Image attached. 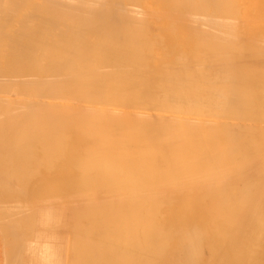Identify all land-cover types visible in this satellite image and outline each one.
I'll use <instances>...</instances> for the list:
<instances>
[{
	"label": "bare ground",
	"instance_id": "bare-ground-1",
	"mask_svg": "<svg viewBox=\"0 0 264 264\" xmlns=\"http://www.w3.org/2000/svg\"><path fill=\"white\" fill-rule=\"evenodd\" d=\"M261 43L264 0H0L9 264H61L58 204L63 264H264Z\"/></svg>",
	"mask_w": 264,
	"mask_h": 264
},
{
	"label": "rangeland",
	"instance_id": "rangeland-1",
	"mask_svg": "<svg viewBox=\"0 0 264 264\" xmlns=\"http://www.w3.org/2000/svg\"><path fill=\"white\" fill-rule=\"evenodd\" d=\"M244 32H245V31H244ZM244 32H243V33H244ZM241 33H242V32H239V34H241ZM239 34H238V32H237V35H238V36H240ZM248 34H249V33H248ZM241 35H242V34H241ZM245 35L247 36V34H243V35H242L243 38H244ZM261 45L264 46V44H262V43H261ZM31 164L34 165V163H31ZM39 169H40V168H39ZM39 169H38V171H39ZM38 171H37V173L34 172L33 174H29L30 177H29L26 173H23L22 177L25 178V177L28 176L27 178H30V179H31V178L34 177L35 174H36L35 176L42 174L43 171H44V168H43V170H42V168L40 169V174L38 173ZM41 171H42V172H41ZM42 189H43V190H42ZM44 189H47V188H41V192H42V193H44V191H45ZM196 190H197V188L195 189V193H196ZM49 191H50V189H48V192H49ZM41 192L38 191V192H37V195H40V194H41L42 196H44V197H42V196H41V197H42L43 199H45V197L48 195L47 190H46L47 195H46V194H42ZM195 195H196V194H195ZM7 200H8V199H7ZM9 200H10V199H9ZM39 201L41 202V201H43V200L40 199ZM33 202H35V201H33ZM40 202H38V204H39ZM35 203H36V202H35ZM35 203H33V204H35ZM38 204L36 203V205H38ZM58 205H59V207H58L59 209L56 208L55 211H54L53 213H54V214L56 213V214H55V218H57L56 220H58L59 222L56 221V220L54 221V219H55V218H54V219L52 220L51 224L55 222L56 225H55V224H52L51 229L49 228V230H45V233H46V232H49L50 234H51V233H54V234H55L54 231H56V232H57L56 234H57L58 236H60L59 240H57L58 242H56L57 245L59 246V248H57L58 246L56 245V243L54 244V246H55V245L57 246V247L55 246V249H59V250H61V264H63L64 261H65L63 255L66 256V254H64L62 251H65L64 247L66 248V246H64V243H65L64 240L66 239V235H65V233H66L67 228H68L67 226L69 225V224H68L69 214H67V211H66L67 209H66V208H61V205H60V204H58ZM58 205H57V206H58ZM34 206H35V205H34ZM62 207H63V205H62ZM57 209H58V211H57ZM60 211H61V212H60ZM63 211H64V212H63ZM16 212H17V213H16V215H14V216L17 217L18 215H20L18 218H21L20 220H21L22 223H23V221H24V220H22V218H23V219L25 218L26 221H27V219H28V221H27L28 224H29V220L31 221L32 218H35V217L31 216V215H29V216L32 217L31 219H30V217H28V216H27V218H26V215L29 214V213L26 214V212H24V214H26L25 216H23L24 214H23L22 212H20L21 214L19 213V211H16ZM58 212H59V213H58ZM18 213H19V214H18ZM22 214H23V215H22ZM57 215H58V216H57ZM62 215H63V217H62ZM21 216H22V217H21ZM0 217H1V216H0ZM52 218H53V217H52ZM52 218L50 217V219H52ZM62 218H63L64 220H63ZM6 219H7V218H6ZM38 219H39V216H38ZM59 219H60V220H59ZM66 219H67V221H66ZM0 220L3 221V220H5V218H4V219L0 218ZM32 220H33V219H32ZM62 220L65 222V224L67 223L68 225H67V224L65 225L64 222H62ZM37 221H38V220H37ZM50 221H51V220H50ZM2 223H3V222H0V226L3 225ZM24 223L27 224L25 221H24ZM60 223H61V224H60ZM25 224H24V225H21V227L23 226L24 229H25V228L28 229L27 232H26V230L24 231V229L20 227V228L22 229L21 231H23V233H25L24 235H27V233H28V231H29L30 234H29L28 236H30V235L33 236L32 239L34 240V237H35V232H34V231H35V229L37 228V225H36L37 222H36V224H35L34 227L32 226V222L30 223L31 225H29V226H27L28 224H27V225H25ZM31 226H32V227H31ZM58 226H59V228H58ZM20 228H19V230H20ZM56 228H57V229H56ZM52 229H53V230H52ZM0 231L3 232V228H2V226L0 227ZM58 231H59V234H60V235L58 234ZM2 232H1L0 234L5 235V234L2 233ZM21 233H22V232H19V234H20L19 236H20V237L23 239V241H25L26 243H27V240H28V239H29V241L32 240V239H31V236H30V238L27 236V237H28V238H27L26 236L23 235V233H22V236H21ZM61 234H63V236H61ZM3 235L0 236V244L2 243V245H1L0 247H2V249H4V250L6 249V250H5V252H4L2 249H0V254L3 253V254H1V256H4V257H5V258H4V257H1V256H0V258H4V259H1V260H0V264H5V262H6L7 264H9V262H10L11 260H10V258H9V253H8V251L11 252L10 248H12V242H11V241H12V236L9 237L10 235L8 234V236H7V234H6L7 238L9 239V240H7V242H6V238H5V236H3ZM64 235H65V237H64ZM2 237H4V239H3ZM24 237H25V239H24ZM61 237H62V242L60 241V240H61ZM26 238H27V239H26ZM2 239H3V240H2ZM15 239H17V236L15 237ZM30 239H31V240H30ZM33 240H32V241H33ZM2 241H3V242H2ZM4 241H5V242H4ZM29 241H28V242H29ZM59 241H60V242H59ZM10 242H11V243H10ZM32 243H33V242H32ZM62 243H63V245H62ZM10 244H11V245H10ZM7 245H8L9 247H8ZM3 246H5V248H4ZM62 246H63V247H62ZM62 248H63L64 250H63ZM7 249H8V250H7ZM1 250H2V252H1ZM188 252H190V251L188 250ZM188 252L186 253L185 257H188V258H189L191 254H189ZM62 253H63V254H62ZM190 253H191V252H190ZM7 254H8V256H7ZM192 255H193V254H192ZM62 256H63V258H62ZM7 259H8V262H7ZM31 259H32V258H30V263L32 262ZM63 259H64V261H63ZM4 260H5V261H4ZM9 260H10V261H9ZM1 261H3V262H1ZM26 261H27V258H26Z\"/></svg>",
	"mask_w": 264,
	"mask_h": 264
}]
</instances>
